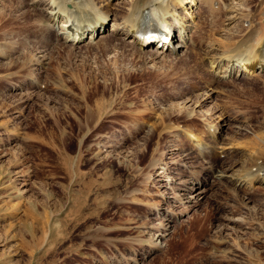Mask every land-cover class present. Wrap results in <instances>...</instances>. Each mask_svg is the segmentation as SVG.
<instances>
[{"label": "rangeland", "instance_id": "obj_1", "mask_svg": "<svg viewBox=\"0 0 264 264\" xmlns=\"http://www.w3.org/2000/svg\"><path fill=\"white\" fill-rule=\"evenodd\" d=\"M30 1L0 0V264H264V181L231 179L264 168V71L223 81L204 47L236 55L240 16L261 27L264 0H183L195 39L151 58L110 35L109 18L107 37L63 44L61 17L50 29L51 8ZM229 7L240 16L227 25ZM210 126L218 143L203 156ZM174 144L193 162L168 176L152 157ZM209 160L226 176L205 173ZM181 171L202 178L197 204L170 188Z\"/></svg>", "mask_w": 264, "mask_h": 264}, {"label": "bare ground", "instance_id": "obj_2", "mask_svg": "<svg viewBox=\"0 0 264 264\" xmlns=\"http://www.w3.org/2000/svg\"><path fill=\"white\" fill-rule=\"evenodd\" d=\"M71 1L73 4L71 5L72 8L65 7V5L67 4V0H31L30 2L33 7H36L38 5H46V7H48L49 9L51 8V11L47 13L46 17L50 29L53 28L55 22L59 19L58 16L61 17L60 19L62 30L59 31V33L55 34V38L57 41H61V43L63 44L67 41L70 42V45H72V47L76 46L75 44L78 43L79 38L84 33H89L88 35H90V38L93 40V35L96 32L99 33V38L107 37V35L99 31L100 29H102V27H104V22H106V20L109 18L110 20H112V30L109 34L113 36H116L117 34L121 35V39H123L125 43L131 46L135 52H138L149 58L164 54L178 55L182 54L185 50H187L189 46H191L189 40L193 42V39H195V34L197 33L196 29L200 25L198 21H194V18H196L197 15L192 16L191 13V16H185L183 14L182 11L184 9H182L183 7L181 6L183 4V0H128L127 8L124 9L125 12L123 15H120L118 11L120 8L123 9L124 6H122L121 3H123L124 1L116 0L115 3L107 0ZM104 1L105 3H103ZM112 4L113 6L115 5V7H112ZM177 5L179 9L181 8V12L179 9L178 12H175L177 9ZM215 7H217V9L220 8L217 5H215L214 8ZM232 7H229L230 13L226 15L228 21L227 25L230 24L229 22H231V20H233L237 16L236 11ZM184 8L188 9L187 5ZM175 15L181 16L177 18ZM239 16L240 15H238L237 18H239ZM240 17L243 23L249 22L250 25L248 24V30L239 39L236 49V55L234 51L230 52L231 50H228L229 46L218 48L209 44L208 46L204 45L206 49L205 58L210 64H212L213 68L216 69V72H221V75H219L218 77L222 78L223 81L229 80V78H231V76H233L234 74L241 76L246 72L254 73L255 71V73H257L256 71H264V20L261 27L256 28L255 25H252L251 18H249L248 16H244V18L242 16ZM192 28H195V32L193 35H191L189 32ZM140 30L141 34H137V32ZM163 34L169 36L170 40L164 41V39L166 38ZM151 45L153 46L151 47ZM141 46L147 47V50L142 51ZM40 58H42V56ZM222 61H224V63H222ZM219 127L220 126H210L211 130H209L211 133H208L210 137H206L208 138V140L202 143H197L200 147L194 146L198 154H202L203 156H212L214 154V145L218 143L216 128ZM240 127L241 126H237L238 129ZM179 149L181 148L177 147L176 144L171 145L169 149L165 151L162 150L160 154H158V156H153L154 158L152 157V159L159 160V163L161 165H164L163 168L165 167L167 174L175 173V170H177V167L175 165L180 162V159L182 161L186 160L185 162H193L190 161V159L193 158L192 151H186L187 153L185 154L181 153L180 157H178L176 153ZM213 162L214 161H208L209 165L202 168L204 169V172L210 174V176H214V173L219 172L218 175H215L216 178L226 176L225 171H223L222 169H217V166L214 165ZM181 165L184 166L183 163ZM152 166L154 168L159 165H155L154 163H152ZM222 172H224V174ZM192 173H195V171H190L191 175H186L185 172L182 171L177 172V175H179V177L170 179L172 183V186L170 188L179 190L181 192L180 196L176 197L177 199L181 200V198H184L187 200L186 202L190 201L191 203L193 202V204H197L199 196L201 194V191L197 190L199 188V186L197 185L199 181H202V178L198 177V175L200 174ZM170 174H168V176ZM247 174L248 175L235 178L231 177V179H233V181L237 185H243L246 182L252 183L254 180L259 182L264 181V168H261L259 170L257 169L255 172L250 174L248 172ZM158 180L159 183H161L160 178ZM25 181V179H21L20 182L22 184H25ZM162 186H166V184H159V188H161ZM159 188V196L164 199V197L166 196V191L162 189L160 190ZM193 190H197L198 192H195V194H193ZM158 214H161L163 216L161 217L162 219H167V222L171 220L170 215L166 216L167 213L164 214L158 212ZM166 235L167 233L165 232L152 234L151 243L153 249H158L160 247L161 239Z\"/></svg>", "mask_w": 264, "mask_h": 264}]
</instances>
